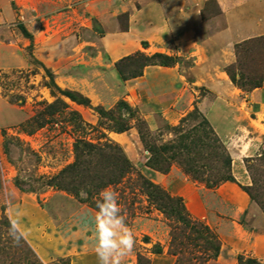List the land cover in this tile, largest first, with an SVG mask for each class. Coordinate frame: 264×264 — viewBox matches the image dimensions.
<instances>
[{"label": "rangeland", "instance_id": "1", "mask_svg": "<svg viewBox=\"0 0 264 264\" xmlns=\"http://www.w3.org/2000/svg\"><path fill=\"white\" fill-rule=\"evenodd\" d=\"M235 2L249 3L0 0V220L16 218L20 211L26 232L22 241L39 264H99L94 252L97 211L89 203L105 188L117 193L135 237L123 264H138V256L146 264H176L169 249L171 222L150 204L136 175L98 190L79 176L74 185L64 183L68 189L53 185V178L75 162L74 146L80 140L104 147L101 155L86 159L92 179L110 177L107 162L121 154L145 180L180 198L191 219L207 226L220 243L217 258L206 264H239V259L264 264L259 208L236 184L208 189L194 181L179 166L180 153L175 156L179 142L187 145L192 168L200 179L211 180L232 158L252 167L246 161L264 153V115L234 102L243 93L228 84L224 72L235 62L234 47L253 39L237 42L233 33L221 36L230 27L225 11H236ZM263 4L252 6L258 30L264 27ZM166 20L172 23L170 39L165 38ZM184 20L189 23L185 31ZM137 52L161 53L176 62L147 67L141 77L122 82L114 64ZM47 73L61 91L88 104L61 97L68 107L65 114L74 112L80 121L68 124V115L55 116L53 123L25 133V124L55 100L44 87ZM245 147L253 150L252 156L243 157ZM253 170L262 175L257 167ZM81 190L90 192V201ZM15 249L17 255L23 253V246L0 231V262ZM198 256L184 255L183 264H195Z\"/></svg>", "mask_w": 264, "mask_h": 264}, {"label": "trees", "instance_id": "2", "mask_svg": "<svg viewBox=\"0 0 264 264\" xmlns=\"http://www.w3.org/2000/svg\"><path fill=\"white\" fill-rule=\"evenodd\" d=\"M21 33L27 36V32L21 28ZM145 45V43H143ZM235 62L224 69L230 83L242 93L247 94L256 89L261 88L264 80V36L246 40L237 44L234 47ZM175 59L161 53L152 55H145L137 52L133 55L124 57L114 64V69L122 82L136 79L142 76L143 71L147 67L160 66L171 67L175 63ZM48 81L44 83L53 98L54 102L45 105L44 109L35 115L24 126V132L30 134L31 132L41 129L44 126L53 123L55 116L68 115L64 119L68 124H72L73 120H79V117L74 112H68L67 105L62 101L61 97L67 98L76 105L87 106V99L76 95L75 93L61 91L54 83L52 75L47 73ZM100 116H103L101 110H97ZM186 120L181 123L184 124ZM124 129H122L123 131ZM104 147H93L90 144L84 143L81 140L76 141L74 146L75 162L72 165L64 168L60 173L53 178L54 186L64 190L68 189V185H74L73 179L77 176L83 180L88 181L89 186H94L95 190L104 188L106 186L116 185L127 174H134L141 181V190H143L150 204L159 211L169 222L170 227V254L176 257V264H183V256L191 254V252H199V256L195 257L193 261L195 264H206L210 260L217 258L220 250V243L216 236L211 232L207 226L197 222L189 216L185 209L184 203L180 198L169 196L162 191L158 186L145 180L135 169L131 166L128 160L121 154L120 158H110L107 162L110 168V177L92 179L90 171H88V158L103 153ZM106 149H110L106 146ZM181 152H184V157ZM180 153V155H179ZM190 149L185 144L178 143V152L175 156H180L177 159L179 166L183 172L194 181L204 183L208 189H216L224 183L236 184L242 192H244L248 199L254 203L264 215V153H261L256 158L246 161V163H253L255 166L245 165L246 171L249 175L251 185L240 186L236 183L231 174V161L228 162V168L223 169V173L217 179L203 180L199 178V174L192 168L189 158ZM253 167L262 170L259 177L255 175ZM83 182V183H86ZM68 183L65 185L64 183ZM87 184V183H86ZM87 193V200L90 201V192ZM90 206L97 211L96 203H89ZM9 229V221L6 218L0 220V231L6 234ZM20 246H23V253L20 255L15 252L8 255L6 262L0 264H39L35 255L30 251L27 245L21 241ZM138 264H146L142 262L140 256L137 257ZM189 262V261H188ZM239 264H244L242 259H239ZM252 264H257L255 261Z\"/></svg>", "mask_w": 264, "mask_h": 264}, {"label": "clouds", "instance_id": "3", "mask_svg": "<svg viewBox=\"0 0 264 264\" xmlns=\"http://www.w3.org/2000/svg\"><path fill=\"white\" fill-rule=\"evenodd\" d=\"M82 198L87 193L81 190ZM97 212L95 215V246L94 252L99 264H123L124 258L134 249V233L126 223L122 209L118 204L117 193L110 189H102L95 201ZM16 218L9 219L8 234L13 244L19 246L26 239V232L21 230V213H15Z\"/></svg>", "mask_w": 264, "mask_h": 264}, {"label": "crops", "instance_id": "4", "mask_svg": "<svg viewBox=\"0 0 264 264\" xmlns=\"http://www.w3.org/2000/svg\"><path fill=\"white\" fill-rule=\"evenodd\" d=\"M221 1L222 0H217L218 5H221ZM249 3L247 2V4H238L235 2V6L237 5V10H228L225 11L226 13V18L228 23L230 24V27H228L226 32H223L221 34V36H232L231 33H233L234 41L238 40L237 42L249 39V38H255V37H259L261 35L264 34V27L261 30H258V26H255L252 24V20H254V18L256 16H254V11L252 6H254L253 4L256 5H261L263 3L259 2L256 0L255 1H250L248 0ZM259 2V3H258ZM264 5V4H263ZM234 6V7H235ZM191 16V15H190ZM189 19V20H188ZM188 19L186 20L187 22H190V17H188ZM191 19L194 21L197 19V14H196V10L193 13ZM240 20V21H238ZM167 22H165V24H168L167 26H165V38L166 39H170L171 34H172V23L168 22V20H166ZM185 20L183 22V25H181L182 29L185 31L189 26V23H187ZM237 24V27L235 26V28L233 27V23ZM238 22L240 24H238ZM242 22L244 23H251V24H241ZM234 23V24H235ZM264 24V23H263ZM252 26H254L255 28L252 29ZM235 33V34H234ZM159 35L163 36L164 35V31H160ZM233 61H231L232 63ZM228 84H230L232 87L233 85L230 83V81L228 80ZM235 89V88H234ZM236 92H238L239 94H241L238 90H236ZM238 105L240 106H245V107H250L253 108L254 111H252L253 113L257 114H261L264 115V81H263V85L261 88L256 89L250 93L247 94H242L240 97H238V99L236 101ZM211 114V112H210ZM243 153V157L247 158L252 156V152L253 150L248 147L246 149V147L244 149H242L241 151ZM231 173L234 177V179L241 184L242 186H248L250 184V180H249V176L247 174V172L245 171L244 165L242 163V161H237L236 159L232 158V163H231Z\"/></svg>", "mask_w": 264, "mask_h": 264}]
</instances>
